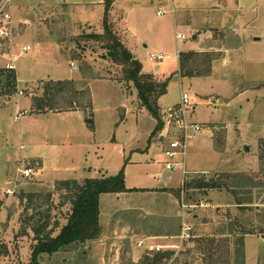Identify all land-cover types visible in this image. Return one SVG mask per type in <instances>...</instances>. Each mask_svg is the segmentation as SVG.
Masks as SVG:
<instances>
[{
    "label": "rangeland",
    "instance_id": "374dc122",
    "mask_svg": "<svg viewBox=\"0 0 264 264\" xmlns=\"http://www.w3.org/2000/svg\"><path fill=\"white\" fill-rule=\"evenodd\" d=\"M103 1L10 0L11 36L9 41L0 40V68H14L17 93L0 97V264L30 263L35 241L27 226L29 217L41 213L44 221L47 214L50 228L55 223L63 226L72 182L113 177L121 170L125 187L135 190L115 202L130 203L134 211H118L106 221L102 218V240L119 246L118 255L112 251L114 246L109 247L103 261L104 251H97L99 256L91 253L93 245L87 256L57 252L41 255L39 264H131L132 253L137 254L133 263H138L146 251L136 243L143 239L134 233L131 239L113 236L109 225H115L118 233L125 224L137 230L145 225L176 228L186 221L191 236H227L234 228L255 231L243 237V264H264V235L257 232L264 234V205L259 204L264 201V150L260 147H264V0H114L109 13L112 28L141 63L143 73L169 78L167 91L158 100L160 131H155L156 121L140 105L134 87L121 82L118 69L108 65L105 70L104 61L98 59L101 51L86 50L89 66L76 61L80 36L103 31ZM209 28L225 30L213 34L214 44L237 46L239 40L232 34L222 38L232 30L242 37V46L226 55L227 64L220 58L213 61L209 76L182 78L177 54L198 50ZM177 34L185 39H177ZM151 53L164 59L151 62ZM55 80L74 81L77 89H87L91 110L35 111L32 98L42 96L43 85ZM181 93L188 95L191 104L185 119L201 128L188 135L185 156L174 160L184 163L185 175L181 169L168 171L163 154L180 135L173 125L166 126L165 114L180 103ZM20 112L23 115L15 121ZM25 169L39 172L25 178ZM161 173L170 179L169 184ZM200 174L220 175L235 191L241 187L240 179L246 189L260 186L252 189L254 205L240 210L231 191L217 189L181 192L177 199L175 192L182 182ZM230 179L237 180L231 184ZM169 188L177 189L172 194L180 206L204 203L206 207L186 208V221H174L162 194ZM210 193L213 205L207 199ZM112 197L100 198L102 215L113 203ZM194 214L199 215L198 222L192 220ZM152 242L151 246L163 244V240ZM178 246L176 253L183 250V245Z\"/></svg>",
    "mask_w": 264,
    "mask_h": 264
},
{
    "label": "trees",
    "instance_id": "16d2710c",
    "mask_svg": "<svg viewBox=\"0 0 264 264\" xmlns=\"http://www.w3.org/2000/svg\"><path fill=\"white\" fill-rule=\"evenodd\" d=\"M114 0H104L103 31L101 34H83L78 45L79 58L76 61L87 63L85 52L88 48L93 52L101 51L99 60L104 61L105 70L108 65L118 69L121 82L131 84L137 92L140 105L145 108L156 121L155 131L163 127L158 100L166 91L169 78L162 79L145 74L142 65L133 53L126 48L112 28L109 13ZM216 53L188 51L178 54L179 74L183 78L207 77L211 65L217 59ZM89 66V65H88ZM42 96L32 98V107L37 112L55 111H87L92 108V100L87 89H77L74 81H48L42 87ZM17 93V77L14 69L0 68V97L10 98ZM264 143V142H263ZM262 151L263 146H260ZM261 159H264L261 157ZM223 177L213 175L208 177L200 174L190 180L183 181L181 188L175 192L177 199L180 193L187 191L226 190L235 195V205L238 209H249L252 205V189L260 186L246 184L239 180L240 188L234 190L223 182ZM238 179V178H237ZM236 179V180H237ZM235 180V181H236ZM234 180L230 179L233 184ZM69 197V211L65 215L66 223L59 227L55 223L49 227V217L40 218L41 213L28 218L27 226L34 234L35 245L32 247L29 264H39L41 255H52L57 252L75 253L78 257L87 256L94 243L101 236L99 218V200L103 195H115L126 192L124 173L121 170L113 177L85 180L82 184L72 182ZM69 188V190H70ZM54 190L57 192L56 187ZM54 191V192H55ZM52 195L49 194L48 197ZM50 200V198H48ZM260 202V201H259ZM259 204H264L261 201ZM40 207V206H39ZM34 209V208H32ZM35 210V209H34ZM39 217V219H37ZM57 235L54 236L56 230ZM255 231L239 228L231 230L227 236L213 234L195 236L194 234L182 243L183 250L175 252L164 250L156 253H145L138 263L131 264H243V237L253 235ZM259 235H264L257 231ZM233 241H232V240ZM233 245V246H232Z\"/></svg>",
    "mask_w": 264,
    "mask_h": 264
},
{
    "label": "crops",
    "instance_id": "0c3cea01",
    "mask_svg": "<svg viewBox=\"0 0 264 264\" xmlns=\"http://www.w3.org/2000/svg\"><path fill=\"white\" fill-rule=\"evenodd\" d=\"M221 31H225V30L224 29H217V28H209L208 30L204 31V34H206V35L204 36L205 39L202 42L201 47L198 50H192V51L199 52V53L210 52V53L219 54L220 57H217V59L220 58L219 60L221 61L222 64H225V62L227 64L226 55L229 52H231V51L238 50L240 48L239 46H242V37H238L237 34L232 32V30H230L231 33L228 34V35L227 34L223 35V33H222V35H223L222 38H226L227 39L228 37H230L229 35L232 34L231 37L233 39H238L239 42L235 43L237 46H234V44H232V46H231V44L230 45L227 44L226 46H223V45L219 46V45L214 44V42L212 41V37H213L214 33H216V32L220 33ZM193 39L197 40V37H194ZM143 48H147V45L144 44ZM177 60H178V54H177ZM216 60H214V61H216ZM212 65H211V69H212ZM70 67L73 68V64L72 63H70ZM158 69H159L158 67L155 68V70H158ZM55 81H62V80H55ZM63 81H65V80H63ZM78 112L79 111H71V112H66V113H78ZM91 130L93 131V128H91ZM117 150H119L118 147H117ZM36 170L39 172V169H36ZM199 172L206 173L207 171H199ZM161 178H162L164 183H166V184L170 183V179L168 177H166L163 173H161ZM125 189H126V192L113 195V197H112L114 199L112 201L113 203L109 207H105V209H104L105 213H103V215H102L101 209H100V201L101 200H99V211H100L99 212V218H100V225H101L102 232H101V236H100L99 240L96 243H94V248L92 249L91 253L97 254L99 256V253L97 251H99V250L102 251L103 250L104 251L103 254H102V260L103 261L104 260L106 261V256H107V255H105L106 249H108L109 247H113L114 246V244H113V246H109L108 244L104 243L103 240H102V237H103V235L105 233V231H104V221L109 219L108 215H115V214H117L118 211H122V212H126V213H131L132 211H134L133 207L130 206V203H128V204H118V203H116L118 201V199H119V196L121 197V195H127L126 193L128 191L135 190V189H128L126 187H125ZM175 190H177V189L169 188V189H163L162 190L163 193L161 192L163 194V196H164L163 199L170 204L169 208H170L171 211L169 212L170 213L169 218L173 219L176 222L179 219L180 220L181 219H185V221H186L187 210L185 208H183L182 205L180 206L178 204V200L174 198L172 192L175 191ZM208 195H209V193H208ZM210 195L211 196H209L207 199L209 200L208 202L213 205V203H212L213 201L211 200L212 198H210V197H212V194L210 193ZM101 197H103V196H101ZM115 200H116V202H115ZM262 205H264V204H262ZM203 207H206V204H204ZM203 207H196L195 209H197V208L200 209V208H203ZM139 211H142V210L139 209ZM102 218H103L104 221H102ZM192 220L194 222H198L199 215L198 214H194L192 216ZM65 223H66V220H65L63 225H65ZM177 225L178 226L176 228H174V227H172L170 225L166 226V227H163V228H162V226H164V225H162L161 227H157V228H151V227L145 225L143 227L140 226L139 228H136L137 230H132V229H130L132 226H129V225L125 224L124 226H121L119 228L120 229L119 230L120 233L118 232L119 234L116 232L117 227L115 225H112V226L109 225L108 226L109 227L108 231L110 233H112L111 235L116 236L118 238L124 237V238L131 239L132 238L131 234L134 233V236L136 234V236L138 238L143 239L141 241H138L137 243L141 242L142 245H143L142 247L144 248L145 251H146L147 247L152 245V243H153L152 241H155V240H163V242H162L163 246L161 244L158 245L157 243L154 244L153 246H157L158 245V246H161V247H165L166 250H173L174 251L175 248L179 247L178 245H180V246L182 245V243L178 239V236L180 234L182 226L183 225H188V222L186 221V224H184L182 222L180 225L179 224H177ZM110 227H112V228H110ZM126 227H128V228H126ZM212 227L213 228L217 227V224H214ZM128 229H130V232H128L129 231ZM121 232H124V234H121ZM127 233H129L130 236L127 235ZM175 241H176V243L174 244ZM143 242H144V244H143ZM137 243H136V246H137ZM114 247L116 249L114 248V249H112V251L114 250V254L118 255V250L119 249H117V248L119 246L118 247L114 246ZM94 249H96V253L94 252ZM136 252H137V250H136ZM136 255L137 254L132 253V261L133 262L137 261Z\"/></svg>",
    "mask_w": 264,
    "mask_h": 264
},
{
    "label": "built area",
    "instance_id": "2783aa9c",
    "mask_svg": "<svg viewBox=\"0 0 264 264\" xmlns=\"http://www.w3.org/2000/svg\"><path fill=\"white\" fill-rule=\"evenodd\" d=\"M11 13H10V0H1L0 2V40L9 41L11 36ZM177 39L183 40L185 36L183 34H177ZM29 47H26L25 50L27 51ZM164 57L161 54H149V60L151 62H161ZM6 69H13L10 65H6ZM19 96H22L23 93L21 91L18 92ZM188 107H191L189 97L186 93H181L180 96V103L172 110L167 111L166 115V126L173 125L174 129H178L180 135L177 137L178 139H174L171 141L166 148L163 149V154L168 162L165 164V167L168 171L174 172L176 169H181L182 174L185 175L186 172L184 171V163L174 161L177 156H185V149H186V141L188 139V135L191 133L198 132L201 128L197 124H190L185 119V112ZM23 115V112H20L17 116L14 117V120H18L20 116ZM165 126V127H166ZM172 128V127H171ZM36 172H38L36 170ZM35 171L32 169H25L22 171L23 177H29L32 174H36ZM183 183V182H182ZM5 194L11 195L12 192L10 190H5ZM203 203H199L197 206H185L182 205L183 208L194 209L196 207H203ZM192 228L188 225H183L178 236V239L181 243L188 240L191 237ZM137 247L141 248L142 243H137ZM175 249H178L175 248ZM161 246H149L146 248L147 253H156L161 252Z\"/></svg>",
    "mask_w": 264,
    "mask_h": 264
},
{
    "label": "water",
    "instance_id": "95a60500",
    "mask_svg": "<svg viewBox=\"0 0 264 264\" xmlns=\"http://www.w3.org/2000/svg\"><path fill=\"white\" fill-rule=\"evenodd\" d=\"M244 149H245L246 152H248V148H247V146H246Z\"/></svg>",
    "mask_w": 264,
    "mask_h": 264
}]
</instances>
